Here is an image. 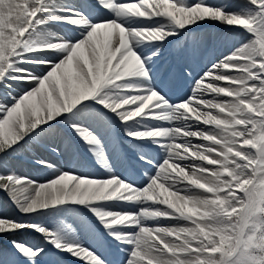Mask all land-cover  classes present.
I'll return each instance as SVG.
<instances>
[{"label":"snow or ice","instance_id":"obj_1","mask_svg":"<svg viewBox=\"0 0 264 264\" xmlns=\"http://www.w3.org/2000/svg\"><path fill=\"white\" fill-rule=\"evenodd\" d=\"M209 22L239 36L181 95ZM41 145L75 166L0 173V264H264V0H0V168Z\"/></svg>","mask_w":264,"mask_h":264},{"label":"bare ground","instance_id":"obj_2","mask_svg":"<svg viewBox=\"0 0 264 264\" xmlns=\"http://www.w3.org/2000/svg\"><path fill=\"white\" fill-rule=\"evenodd\" d=\"M210 2H214V0H210ZM227 3L233 4L237 7L242 6L246 0H226ZM195 34L203 38V44L201 47V54H199L195 59L188 61V63H191V68H193L195 71L201 70L205 64H208V61L211 60L214 56L219 57L221 52H226L227 48L220 43L219 37H228L229 43H231V38L233 36H236L238 38L239 34L234 32L231 29L225 28L224 26L217 24V23H206L202 24L199 28L193 30ZM170 48H167L164 53V65L166 68H168L170 71L176 73V75L180 78V89L179 94L183 95L184 93L189 91V86L191 85L192 81L191 79L184 80L182 78V73L185 72V63H180L175 59V53L173 52L171 54ZM56 136H60L62 138V143L66 142V136L61 131L58 132ZM52 139L51 137L46 138L45 140ZM198 142V140H194V143ZM126 143V142H125ZM42 145L38 147H34L27 151V155L23 156L22 158L19 156H12L8 160V165H14L19 166V168L22 170L26 167V165L29 167V169L34 172L33 173V179L43 181L46 178H49L52 175V172L50 169L40 168L37 167L34 163L36 159L39 157L37 154L41 151ZM80 152V159L82 162L81 170L85 172H90L96 175H102V171L93 164L92 160L87 157V155L84 154L83 149H78ZM124 151V149H123ZM50 152V151H49ZM51 153V152H50ZM120 149L117 147L116 153L111 157V162L115 165V168L121 172L125 170V164L123 160L121 159ZM50 159L56 163L57 167L61 166H68L73 167L75 166L72 163H69V157L66 153L64 156L57 157L53 153H51ZM29 163V164H28ZM6 168V167H5ZM0 201L2 204H4L3 208L0 210V214L7 215V216H14L17 219H25V217L19 216V214L14 210L12 205L9 203L7 196L0 192ZM166 224H174L175 221H165ZM22 239L26 240L31 243H37L39 242V237L35 233L30 235V232H23V233H17L15 237L10 236H4L2 238L3 240H10V239ZM81 238L87 239V231L85 230L81 234ZM4 243V242H3ZM5 246H7L6 242L4 243ZM63 264H77V262L72 257H62Z\"/></svg>","mask_w":264,"mask_h":264},{"label":"rangeland","instance_id":"obj_3","mask_svg":"<svg viewBox=\"0 0 264 264\" xmlns=\"http://www.w3.org/2000/svg\"><path fill=\"white\" fill-rule=\"evenodd\" d=\"M52 30H55V29H52ZM57 138V137H56ZM57 139H61V137L59 136ZM25 154V152H21V153H19V154H16V155H14V156H23ZM13 169H14V166H7L6 168H0V173H3V172H7V171H13ZM3 206H4V204H2V202H0V209H2L3 208ZM33 234V232H30V235H32ZM35 234V233H34ZM8 241L9 240H3V242L5 243L6 242V244L8 243Z\"/></svg>","mask_w":264,"mask_h":264}]
</instances>
